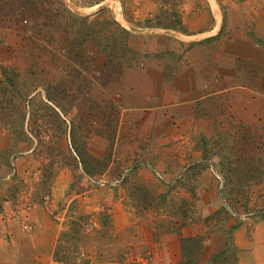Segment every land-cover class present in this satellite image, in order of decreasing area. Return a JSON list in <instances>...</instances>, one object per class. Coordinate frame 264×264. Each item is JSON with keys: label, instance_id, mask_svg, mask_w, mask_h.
Masks as SVG:
<instances>
[{"label": "rangeland", "instance_id": "rangeland-1", "mask_svg": "<svg viewBox=\"0 0 264 264\" xmlns=\"http://www.w3.org/2000/svg\"><path fill=\"white\" fill-rule=\"evenodd\" d=\"M165 3L0 0V264H264V117L235 102L264 98V0ZM194 60L242 77L223 89L216 65L198 69L191 103L216 122L194 162L168 181L146 167L153 199L128 170L108 180V152L87 144L115 119L87 80L172 78ZM224 107L241 119L217 123Z\"/></svg>", "mask_w": 264, "mask_h": 264}, {"label": "crops", "instance_id": "crops-1", "mask_svg": "<svg viewBox=\"0 0 264 264\" xmlns=\"http://www.w3.org/2000/svg\"><path fill=\"white\" fill-rule=\"evenodd\" d=\"M233 45L246 47L244 41L234 42ZM245 50V48L237 50L227 47L225 52L229 55H236V51H238L239 54L245 55ZM194 53L192 57L196 58L198 53ZM195 61L197 60L183 63L181 66L183 71L172 78L144 75L121 76L114 79L96 77L86 79L90 81L89 86L93 97L94 95L107 97L105 116L111 114L115 119L111 123L113 125L109 137L103 132H100L98 136L92 134L91 140L87 144L88 150H92L88 154L92 157H99L104 151L108 152L109 161L105 171L101 172L102 175H107L108 180L115 181L117 179L118 181L124 175L117 176L116 170L122 169L124 172L128 170L132 172L128 175V179L142 185V188L151 192L150 195H156L158 193L156 189L159 187L152 179L148 178L149 169H145L146 167L154 166V169L161 174L162 179L168 181L179 175L182 166L194 162L195 140L199 135L207 139L211 134V126L216 122L212 119L208 109H206L207 111L196 110L194 103H191L194 96L202 91L201 73L198 69L202 66L203 74L209 73L212 66L216 65L215 70L218 71L216 73L219 76L213 80L222 84L223 89H227L228 81L236 80L235 82L242 83V77H239L236 68L232 73L233 67L229 61L218 63V65L213 62ZM149 65L153 64L149 63ZM158 69L160 70L159 67ZM140 74L143 72L140 71ZM238 79L240 80L238 81ZM257 82H261L260 84L264 86V72L261 75L257 73ZM225 94L226 92L222 93L223 96ZM244 94L240 93L241 98L238 96L235 101L238 106L240 103L239 112L244 117H252L250 111L252 114L257 112L260 117H264V109H261V106H264V98L259 99L258 95L255 96L256 92L254 91H251L254 97L251 96L252 99H248ZM189 96L192 98L190 99ZM186 97L190 100H186ZM228 115L241 119L237 113L228 114L224 107L222 114L219 110L217 117L220 119L217 120V123L221 122L222 117V123L226 126ZM96 126L95 128L99 130L100 127ZM218 131L221 132V129L219 128ZM76 161L79 163L77 157ZM130 168H133L132 171ZM161 186L160 190L162 191L164 187L161 188Z\"/></svg>", "mask_w": 264, "mask_h": 264}, {"label": "trees", "instance_id": "trees-1", "mask_svg": "<svg viewBox=\"0 0 264 264\" xmlns=\"http://www.w3.org/2000/svg\"><path fill=\"white\" fill-rule=\"evenodd\" d=\"M163 4H166L165 2H167V1H169L171 4H172V2L174 1V0H160ZM143 190L145 191V196L146 197H148V198H151V199H153V197L146 191V189H144L143 188ZM145 196H144V198H145Z\"/></svg>", "mask_w": 264, "mask_h": 264}]
</instances>
